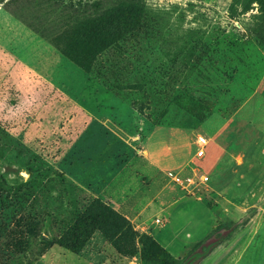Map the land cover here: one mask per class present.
Instances as JSON below:
<instances>
[{"label": "rangeland", "instance_id": "obj_1", "mask_svg": "<svg viewBox=\"0 0 264 264\" xmlns=\"http://www.w3.org/2000/svg\"><path fill=\"white\" fill-rule=\"evenodd\" d=\"M131 3L139 27L95 52L93 21ZM263 77L264 0H0V264H199L246 216L247 264H264V192L181 260L91 191L92 170L80 184L69 167L100 165L109 178L140 154L144 121L201 133ZM86 232L79 251L58 243Z\"/></svg>", "mask_w": 264, "mask_h": 264}, {"label": "crops", "instance_id": "obj_2", "mask_svg": "<svg viewBox=\"0 0 264 264\" xmlns=\"http://www.w3.org/2000/svg\"><path fill=\"white\" fill-rule=\"evenodd\" d=\"M85 105L90 112L101 107L89 99ZM203 122L201 133L209 138L203 157L196 155L200 131L146 120L139 134L140 154L130 165L118 166L111 177L102 174L100 165L69 167L78 172L75 180L80 184L88 183L92 170L91 191L110 200L182 260L220 224L247 215V203L264 192V77L232 113L215 112ZM150 211L156 212L154 220ZM157 217L165 223L157 224ZM150 222L156 224L151 230ZM96 238L103 241V236ZM199 264H247V216L235 236Z\"/></svg>", "mask_w": 264, "mask_h": 264}, {"label": "trees", "instance_id": "obj_3", "mask_svg": "<svg viewBox=\"0 0 264 264\" xmlns=\"http://www.w3.org/2000/svg\"><path fill=\"white\" fill-rule=\"evenodd\" d=\"M143 9L141 6H139L136 3L127 4L125 6L116 7L110 12H107L99 19H95L92 24L91 28V34L98 37L97 40H93V44H96L97 42L100 43V48L97 49V51H102L111 45L116 44L118 40L123 38L124 36H127L130 32L137 29L141 23V15H142ZM89 40V38H88ZM92 41L90 43H92ZM68 55L84 70L88 71L90 70V66L88 64H85L82 62L77 56H75L72 52L67 51ZM108 208L107 206H105ZM110 209V208H108ZM113 212V210H112ZM118 220L122 219V223H127V219L123 216L118 215ZM128 225V223H127ZM126 225V226H127ZM129 226V225H128ZM125 227V226H122ZM105 234H109L110 230L106 231L104 230ZM89 232L85 233V238L82 240V236L73 234L72 236H69L66 241L64 242L62 240H59L58 243L61 245H64L68 247L71 250L79 251L81 247L84 246L86 241L88 240ZM154 244H156L158 247H160L164 252L167 253L168 256H172L170 252H168L164 247L161 246V244L156 240L152 239ZM79 244V245H77Z\"/></svg>", "mask_w": 264, "mask_h": 264}, {"label": "built area", "instance_id": "obj_4", "mask_svg": "<svg viewBox=\"0 0 264 264\" xmlns=\"http://www.w3.org/2000/svg\"><path fill=\"white\" fill-rule=\"evenodd\" d=\"M197 143H198V147H197V150H196V155L198 157H203L206 153V147L207 145L209 144V138L206 134H203V133H198L197 134ZM155 222L157 224H164V220L163 218H160V217H157L155 219Z\"/></svg>", "mask_w": 264, "mask_h": 264}]
</instances>
